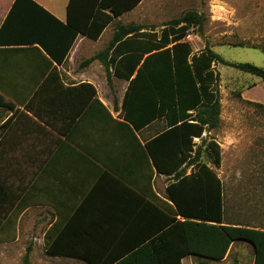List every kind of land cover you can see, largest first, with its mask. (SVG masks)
<instances>
[{
	"label": "trees",
	"instance_id": "1",
	"mask_svg": "<svg viewBox=\"0 0 264 264\" xmlns=\"http://www.w3.org/2000/svg\"><path fill=\"white\" fill-rule=\"evenodd\" d=\"M141 1L70 0L67 22L62 23L33 0H15L0 29V42L7 24L9 36L23 11L29 32L11 41L37 45L60 63L78 35L97 40L108 25ZM203 24L201 14L187 11L164 24L160 32L134 23L118 25L108 47L87 61H103L115 43L125 39L118 52L127 54L114 66V76L129 81L122 104L123 120L136 131L156 120L166 125L165 130L141 145L150 167L168 179L165 201L152 193L139 196L145 212L160 214L162 224L103 263L105 252L66 250L51 226L44 235L47 255L86 264H182L186 257L195 258L198 264H222L229 258L232 264H239L231 249L235 244H244L251 252L252 264H264V175L253 184L247 198L252 204L249 211L256 216H247L246 221H227L223 182L215 172L221 165V147L203 136L221 123L220 77L214 66L222 64L262 81L264 68L226 62L207 45L192 54L182 40L192 29L196 36L202 34ZM60 36L61 50L56 52ZM88 87L95 99V89ZM4 104L0 94V105ZM5 143L0 142V148ZM204 155L206 161L202 160ZM4 161L0 155V243H10L16 239L22 213L38 205L36 174H27L28 185L15 184L16 179L21 182V174L8 173ZM29 255L27 248L22 264H31Z\"/></svg>",
	"mask_w": 264,
	"mask_h": 264
},
{
	"label": "crops",
	"instance_id": "2",
	"mask_svg": "<svg viewBox=\"0 0 264 264\" xmlns=\"http://www.w3.org/2000/svg\"><path fill=\"white\" fill-rule=\"evenodd\" d=\"M14 1L0 0V29ZM33 1L60 22H67L70 0ZM147 1L116 18L97 40L78 35L60 63L37 45L11 41L29 32L23 11L9 36L8 24L5 28L0 42V94L5 99L0 105V142L6 143L0 155L8 173L21 174V182L16 179L15 184L28 185L27 174H36L38 205L26 209L19 224L36 208L40 249L53 226L66 250L105 252L103 263L162 224L160 214L145 212L139 196L152 193L165 201L167 177L150 167L141 145L166 125L156 120L136 131L123 120L129 81L115 77L114 66L127 54L118 52L125 39L115 43L103 61L87 62L108 47L118 25H142L128 21L132 17L127 15L139 9L144 12ZM57 40L59 52L61 36ZM88 85L95 89V99ZM231 252L242 264L247 248L235 244ZM47 257L86 264L74 258ZM182 264H198V260L186 257Z\"/></svg>",
	"mask_w": 264,
	"mask_h": 264
},
{
	"label": "rangeland",
	"instance_id": "3",
	"mask_svg": "<svg viewBox=\"0 0 264 264\" xmlns=\"http://www.w3.org/2000/svg\"><path fill=\"white\" fill-rule=\"evenodd\" d=\"M143 8L142 13L140 9L129 13L128 21L154 27L157 32L187 11L198 12L204 17L202 34H194L200 50L207 45L226 62L264 68V0H149ZM214 70L220 77L221 123L203 136L221 147V165L215 172L223 182L226 220L246 221L255 215L249 211L250 189L264 175V81L222 64ZM202 160L206 161L205 155ZM36 218L37 210L31 208L18 225L15 241L0 243V264H22L27 247L32 248L31 264H70L65 259H50L40 249ZM246 248L242 264H251L252 255ZM224 264H232V258Z\"/></svg>",
	"mask_w": 264,
	"mask_h": 264
},
{
	"label": "built area",
	"instance_id": "4",
	"mask_svg": "<svg viewBox=\"0 0 264 264\" xmlns=\"http://www.w3.org/2000/svg\"><path fill=\"white\" fill-rule=\"evenodd\" d=\"M195 35H194L193 29H192L185 34V36L182 40L184 43L189 45L192 54L198 53L200 51V48L195 43L196 42ZM195 140L197 141L198 139H195Z\"/></svg>",
	"mask_w": 264,
	"mask_h": 264
}]
</instances>
